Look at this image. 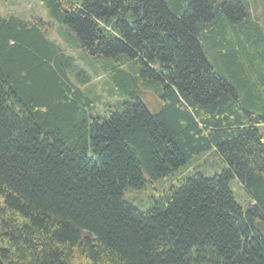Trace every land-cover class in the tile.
I'll return each instance as SVG.
<instances>
[{
  "label": "trees",
  "instance_id": "16d2710c",
  "mask_svg": "<svg viewBox=\"0 0 264 264\" xmlns=\"http://www.w3.org/2000/svg\"><path fill=\"white\" fill-rule=\"evenodd\" d=\"M42 1L90 67L0 15V260L264 264V32L244 0ZM98 62L123 91L102 114L80 89ZM210 152L219 174L192 168L145 211L124 198Z\"/></svg>",
  "mask_w": 264,
  "mask_h": 264
},
{
  "label": "rangeland",
  "instance_id": "374dc122",
  "mask_svg": "<svg viewBox=\"0 0 264 264\" xmlns=\"http://www.w3.org/2000/svg\"><path fill=\"white\" fill-rule=\"evenodd\" d=\"M244 2L247 5L250 20L258 25L260 33L261 31L264 32V0H244ZM10 14H14L23 20H40L46 28L47 37L59 44L66 54L75 59L77 68L87 70L90 67L89 63H87L89 58L86 54H83L77 49H67L62 44L61 38L57 35L61 30V26H58V24L50 17L49 11L42 0H0V15L6 17ZM258 15H261L263 19L257 20L256 17ZM62 29L64 30L63 27ZM101 63L102 62H98L97 78L92 80L88 85L80 87L83 92L92 91L96 94V97L92 96V99L97 100L95 107L98 114L108 111L109 107L114 104L115 97L118 98L123 95V91L120 88L121 82L119 81V78L106 75L105 72L101 70ZM255 64L259 67L258 70L264 69V62L260 63L259 61L258 63V61H255ZM95 67L97 68L96 64L94 68ZM141 94L143 100L151 111L158 108V101L149 90H141ZM261 133L264 135V127L261 129ZM192 168H196V171L203 174L205 177H212L219 174L221 170L225 168V165L213 152H210L192 160L186 169L172 174V176L165 180L148 182L143 189L138 191H124V198L139 210L145 211L153 199L160 197L163 192L169 188L179 187L184 180L190 178L193 174ZM229 187L234 195L236 203L241 208L245 209L249 201L237 180L234 179L230 181Z\"/></svg>",
  "mask_w": 264,
  "mask_h": 264
},
{
  "label": "crops",
  "instance_id": "0c3cea01",
  "mask_svg": "<svg viewBox=\"0 0 264 264\" xmlns=\"http://www.w3.org/2000/svg\"><path fill=\"white\" fill-rule=\"evenodd\" d=\"M262 73H263L262 75L264 76V69H263V72H262ZM262 127H264V125L258 126L260 132H261ZM263 136H264V135H263Z\"/></svg>",
  "mask_w": 264,
  "mask_h": 264
},
{
  "label": "water",
  "instance_id": "95a60500",
  "mask_svg": "<svg viewBox=\"0 0 264 264\" xmlns=\"http://www.w3.org/2000/svg\"><path fill=\"white\" fill-rule=\"evenodd\" d=\"M0 264H4V263L0 260Z\"/></svg>",
  "mask_w": 264,
  "mask_h": 264
}]
</instances>
